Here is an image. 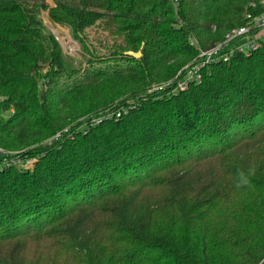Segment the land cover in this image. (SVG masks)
I'll return each instance as SVG.
<instances>
[{
    "label": "trees",
    "instance_id": "1",
    "mask_svg": "<svg viewBox=\"0 0 264 264\" xmlns=\"http://www.w3.org/2000/svg\"><path fill=\"white\" fill-rule=\"evenodd\" d=\"M55 1L84 70L46 33L45 0H0V264H264V42L149 92L175 88L192 37L222 43L261 0ZM96 25L123 39L114 64Z\"/></svg>",
    "mask_w": 264,
    "mask_h": 264
},
{
    "label": "built area",
    "instance_id": "2",
    "mask_svg": "<svg viewBox=\"0 0 264 264\" xmlns=\"http://www.w3.org/2000/svg\"><path fill=\"white\" fill-rule=\"evenodd\" d=\"M172 5L177 9L180 0H169ZM259 5L264 7V0H261ZM251 7L258 8L257 3H252ZM247 22L245 25L233 28L225 35V39L222 43L203 49L199 46L196 38L192 37L190 43L199 49V55L184 70L180 71L177 76H183L177 81L174 91H184L189 88L192 82L199 83L203 79V69L212 64L213 62H227L231 59L235 52H240L245 55H250L253 51L258 50L261 47V42L253 35L251 30L264 29V11L258 15L253 16L251 13L247 14ZM114 113H111V116ZM117 116H121V111ZM99 122V121H97ZM1 151V149H0Z\"/></svg>",
    "mask_w": 264,
    "mask_h": 264
},
{
    "label": "rangeland",
    "instance_id": "3",
    "mask_svg": "<svg viewBox=\"0 0 264 264\" xmlns=\"http://www.w3.org/2000/svg\"><path fill=\"white\" fill-rule=\"evenodd\" d=\"M45 2L49 5V9L41 10L40 11V18H41V20L45 26L46 33H48V32L52 33L55 36V38L59 41L64 52L68 56L73 57L75 59V61L77 62V64H82L83 70L85 68L89 67L90 64L87 61L89 55H87L83 52L81 43L77 39L74 38L70 27L67 25L57 23V22L52 20L51 15H50V8H53L56 6V1L55 0H45ZM251 32L253 33V35L256 38L260 37L261 40L264 42V29H262V30L259 29L256 31L251 30ZM85 36H87L88 42L91 43V45L95 46L93 48L97 49L99 55H102L106 58L111 53L110 51H108L109 48L111 49L112 45L117 40H118V42L123 40L121 37L114 38L113 36H111L109 34V32L103 31L100 28V26H98V25L86 29ZM108 59H106V60H100L99 59L98 63L101 62L104 65L108 64V63H110V64L116 63V62L112 61L111 58L108 57ZM181 78H183V76H180V79ZM172 83H173V80H169V81H164L161 84H155L154 85L155 87L153 86L152 88H150L149 92L157 93V92H161V91H166L167 89L170 88L171 94H175L176 93L174 91L175 88L172 89L171 86H169ZM122 111L127 113L129 111V109L124 107L121 110V112ZM106 112L107 113L105 114V116L109 113H112V110H110V111L108 110ZM117 115H118V113H117ZM92 120L93 121L91 122V124L93 125V124H96L95 122L101 121V117L97 116V117H94ZM59 137H57V138H59ZM0 149L2 151V147H0ZM1 153H4V151H2ZM35 162H36V159H26V160L22 161V163H24L28 167H33ZM33 255H34V252L31 254V256H33Z\"/></svg>",
    "mask_w": 264,
    "mask_h": 264
},
{
    "label": "water",
    "instance_id": "4",
    "mask_svg": "<svg viewBox=\"0 0 264 264\" xmlns=\"http://www.w3.org/2000/svg\"><path fill=\"white\" fill-rule=\"evenodd\" d=\"M129 56H132V57H135V58H140L141 55H142V51H138V52H133V51H130L127 53Z\"/></svg>",
    "mask_w": 264,
    "mask_h": 264
},
{
    "label": "clouds",
    "instance_id": "5",
    "mask_svg": "<svg viewBox=\"0 0 264 264\" xmlns=\"http://www.w3.org/2000/svg\"><path fill=\"white\" fill-rule=\"evenodd\" d=\"M243 182H244V183H247V180H244Z\"/></svg>",
    "mask_w": 264,
    "mask_h": 264
}]
</instances>
